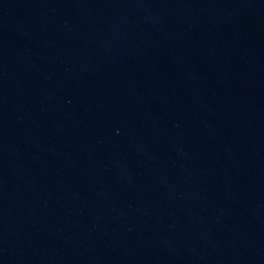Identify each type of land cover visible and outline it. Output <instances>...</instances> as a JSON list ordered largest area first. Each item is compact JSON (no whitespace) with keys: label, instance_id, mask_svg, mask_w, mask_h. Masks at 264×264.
Returning a JSON list of instances; mask_svg holds the SVG:
<instances>
[{"label":"water","instance_id":"1","mask_svg":"<svg viewBox=\"0 0 264 264\" xmlns=\"http://www.w3.org/2000/svg\"><path fill=\"white\" fill-rule=\"evenodd\" d=\"M0 264H264V0H0Z\"/></svg>","mask_w":264,"mask_h":264}]
</instances>
